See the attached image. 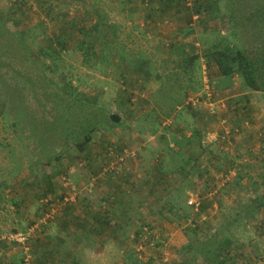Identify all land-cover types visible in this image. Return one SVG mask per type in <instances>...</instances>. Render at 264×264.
<instances>
[{"label": "rangeland", "instance_id": "rangeland-1", "mask_svg": "<svg viewBox=\"0 0 264 264\" xmlns=\"http://www.w3.org/2000/svg\"><path fill=\"white\" fill-rule=\"evenodd\" d=\"M0 264H264V0H0Z\"/></svg>", "mask_w": 264, "mask_h": 264}, {"label": "trees", "instance_id": "trees-1", "mask_svg": "<svg viewBox=\"0 0 264 264\" xmlns=\"http://www.w3.org/2000/svg\"><path fill=\"white\" fill-rule=\"evenodd\" d=\"M100 20L101 19L99 17L98 22H100ZM234 48L227 46L223 50H221V51L218 50L214 54V57H215V60H216V63H217L219 70L225 76H230V75H232L233 71L237 70L238 72H240L243 75L244 79L247 81V85L251 88H255L256 83H258V81L256 82V80L259 78V75H258L257 71L254 69L253 62L240 49H238L236 47H234ZM132 56H134V55H132ZM139 64H141V65H139ZM143 64H144V62H138L139 66L135 65L136 67H130V68H132L134 71L139 70V69H143V68H145V67L141 68V66ZM118 65H120V63ZM132 66H133V64H132ZM127 67H128V65H127ZM114 118L116 120H119V117L116 115H114ZM89 140H90V137L87 135L85 137V140L83 141V143L80 144V146L84 145ZM98 217H99V219H101V215H98ZM109 228H111L110 225H109ZM46 244L47 245L42 246V248L44 247L45 249H47L49 247V243H46ZM209 251H211V250L209 249ZM211 252L213 254L215 253V251H213V250ZM49 253H50V251H49Z\"/></svg>", "mask_w": 264, "mask_h": 264}, {"label": "built area", "instance_id": "built-area-1", "mask_svg": "<svg viewBox=\"0 0 264 264\" xmlns=\"http://www.w3.org/2000/svg\"><path fill=\"white\" fill-rule=\"evenodd\" d=\"M212 93H209L208 92V95L210 96ZM193 102H195V100L193 101ZM227 117H225L224 119H221V122L223 123V124H225L226 122H227ZM225 132H228V131H225ZM227 136V134H224L223 135V137H226ZM217 137L218 136H215V135H213V134H209L208 135V139H209V141L207 140V138H206V140L205 139H203L202 140V143H203V146L204 145H208V146H210V144H211V142H215L216 143V141L217 140H219V139H217ZM208 142V143H207ZM213 144V143H212ZM207 146V147H208ZM196 199H193V198H191L190 200H189V202L190 203H192V204H194V205H197V201H195ZM13 237H15L16 238V240L17 241H19V242H26L27 241V239H28V237L30 236V232L29 233H24V234H22V233H20V234H14V235H12Z\"/></svg>", "mask_w": 264, "mask_h": 264}, {"label": "crops", "instance_id": "crops-1", "mask_svg": "<svg viewBox=\"0 0 264 264\" xmlns=\"http://www.w3.org/2000/svg\"><path fill=\"white\" fill-rule=\"evenodd\" d=\"M128 18L131 20V21H134V22H136V21H138V19H139V21L142 19V17H137V16H135V14H133V16L132 15H128ZM172 36V35H171ZM144 46V45H143ZM128 50H130L131 52H133V49H132V47L131 48H128ZM144 50H146V49H144ZM139 51H142V49L141 48H139ZM128 64V67L130 68V67H136L135 65H129V63H127ZM139 65H141V64H139ZM138 65V66H139ZM128 68V69H129ZM129 71H131V70H129ZM129 74H130V72H129ZM94 219H97V222H98V220H99V217L98 216H95V217H93V220ZM67 217H66V215H64L63 216V222H64V226L63 227H65L66 226V224H67ZM91 220V219H90ZM89 220V221H90ZM106 227V226H105ZM101 228V227H100Z\"/></svg>", "mask_w": 264, "mask_h": 264}]
</instances>
